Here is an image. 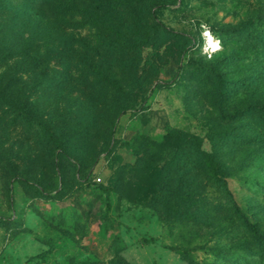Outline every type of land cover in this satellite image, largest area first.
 <instances>
[{"label": "rangeland", "instance_id": "1", "mask_svg": "<svg viewBox=\"0 0 264 264\" xmlns=\"http://www.w3.org/2000/svg\"><path fill=\"white\" fill-rule=\"evenodd\" d=\"M260 106L264 0H0V264H264Z\"/></svg>", "mask_w": 264, "mask_h": 264}, {"label": "trees", "instance_id": "2", "mask_svg": "<svg viewBox=\"0 0 264 264\" xmlns=\"http://www.w3.org/2000/svg\"><path fill=\"white\" fill-rule=\"evenodd\" d=\"M24 1L31 6L37 7L38 9H43L47 5V2L49 0H24ZM259 109L264 111V106H260ZM48 138L50 140L52 139L51 136H48ZM180 140H182L184 144H188L190 146L192 155L202 163L203 167L207 171V176L208 179L211 181V183L218 189L219 192L224 194V196L229 200L231 209L233 210L234 214L239 218L241 223L252 234H255L256 232L255 227L248 222L247 218L244 216V214L241 212L239 207L233 201L231 193L227 190L224 182H222V180L217 175L215 166L212 163L211 159L207 154H205L203 151L200 150L198 146V138L196 136L185 135Z\"/></svg>", "mask_w": 264, "mask_h": 264}, {"label": "bare ground", "instance_id": "3", "mask_svg": "<svg viewBox=\"0 0 264 264\" xmlns=\"http://www.w3.org/2000/svg\"><path fill=\"white\" fill-rule=\"evenodd\" d=\"M204 36H205V39H206L207 48L212 49L211 44L215 42L214 39L211 37L210 34L209 35H204ZM209 36L211 37V41L209 40Z\"/></svg>", "mask_w": 264, "mask_h": 264}, {"label": "clouds", "instance_id": "4", "mask_svg": "<svg viewBox=\"0 0 264 264\" xmlns=\"http://www.w3.org/2000/svg\"><path fill=\"white\" fill-rule=\"evenodd\" d=\"M205 35H209L207 32L205 33ZM209 40L211 41V37L209 36ZM213 45H215V47H213ZM211 47L212 49L215 51V50H218L219 47H220V42L219 40H216L214 43L211 44Z\"/></svg>", "mask_w": 264, "mask_h": 264}, {"label": "snow or ice", "instance_id": "5", "mask_svg": "<svg viewBox=\"0 0 264 264\" xmlns=\"http://www.w3.org/2000/svg\"><path fill=\"white\" fill-rule=\"evenodd\" d=\"M213 47H215V45H213Z\"/></svg>", "mask_w": 264, "mask_h": 264}, {"label": "built area", "instance_id": "6", "mask_svg": "<svg viewBox=\"0 0 264 264\" xmlns=\"http://www.w3.org/2000/svg\"><path fill=\"white\" fill-rule=\"evenodd\" d=\"M97 181H99V179Z\"/></svg>", "mask_w": 264, "mask_h": 264}]
</instances>
